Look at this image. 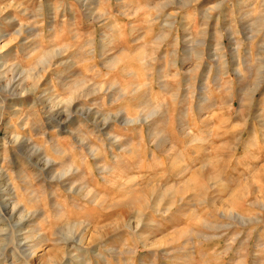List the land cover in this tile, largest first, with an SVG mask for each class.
<instances>
[{
    "label": "rangeland",
    "instance_id": "374dc122",
    "mask_svg": "<svg viewBox=\"0 0 264 264\" xmlns=\"http://www.w3.org/2000/svg\"><path fill=\"white\" fill-rule=\"evenodd\" d=\"M0 264H264V0H0Z\"/></svg>",
    "mask_w": 264,
    "mask_h": 264
},
{
    "label": "clouds",
    "instance_id": "9594fccd",
    "mask_svg": "<svg viewBox=\"0 0 264 264\" xmlns=\"http://www.w3.org/2000/svg\"><path fill=\"white\" fill-rule=\"evenodd\" d=\"M50 179H53L54 180L55 179V174H52L51 177H50Z\"/></svg>",
    "mask_w": 264,
    "mask_h": 264
},
{
    "label": "bare ground",
    "instance_id": "6f19581e",
    "mask_svg": "<svg viewBox=\"0 0 264 264\" xmlns=\"http://www.w3.org/2000/svg\"><path fill=\"white\" fill-rule=\"evenodd\" d=\"M88 91V90H87ZM131 123V122H130ZM79 142V141H78ZM84 196V195H83Z\"/></svg>",
    "mask_w": 264,
    "mask_h": 264
}]
</instances>
